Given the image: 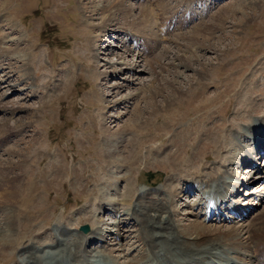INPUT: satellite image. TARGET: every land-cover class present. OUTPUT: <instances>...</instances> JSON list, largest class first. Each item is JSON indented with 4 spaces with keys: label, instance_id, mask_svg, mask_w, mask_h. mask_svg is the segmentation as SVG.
Segmentation results:
<instances>
[{
    "label": "rangeland",
    "instance_id": "1",
    "mask_svg": "<svg viewBox=\"0 0 264 264\" xmlns=\"http://www.w3.org/2000/svg\"><path fill=\"white\" fill-rule=\"evenodd\" d=\"M191 1H126L130 22L135 19V24L124 23L123 13L113 26V21L103 22L106 14L98 9L102 0H5L6 5L0 0V48L7 40L21 35L24 38L18 47L8 44L16 56L0 55V95L5 93L3 83L7 77L14 86L6 98H0V198H18V204L11 202L16 208L15 222L18 221L14 233L26 238L23 242L28 243L61 222H71L73 233L84 224L104 231L113 229L117 218L108 213L99 216L97 203L107 194L106 198L119 199L117 217L127 219L125 208L130 207V201L126 207L122 199H130V182L137 189L157 188L168 179L175 185L181 179L211 172L238 173L235 166L224 161L228 152L221 138L232 139L248 118L264 114V0ZM188 5L193 12L187 11ZM171 18L180 20L183 26L175 24L168 29ZM113 27L120 29L110 35ZM130 28L139 35L149 29L157 44L160 42L159 48L146 58L156 73L161 54L168 61L172 52L187 58L197 52L211 70L209 76L199 81L196 74L170 106L153 116L144 113L145 101L149 100L146 88L164 85V81L154 80L141 61L132 76L109 73V65H116L118 56L125 51L120 43L121 31L125 34ZM129 47L133 48L131 44ZM134 54H125L126 62L135 63ZM191 64L197 67L196 62ZM26 67H32L29 80L25 79ZM167 69L171 70V66ZM183 74L194 73L183 70ZM125 79L129 81L123 83ZM176 79L181 85L182 79ZM118 83L123 84L121 89H117ZM171 90L167 87L163 94ZM130 94L134 103H115ZM250 97L251 106L245 112L241 102ZM156 98L162 100L161 96ZM138 104L146 118L143 125L123 127ZM4 126H8L5 134ZM107 129L112 139L123 138L110 156L104 144ZM258 138L263 139V135L258 134ZM242 140L243 147L250 143ZM257 159L264 167V156ZM249 170L246 165L240 169L242 174H237L241 182H248V188H241L240 198L230 200L232 205L249 203L252 209L257 208L255 214L241 223L207 225L209 235L227 226L246 227L264 217V205L249 196L264 192V180L256 184L264 176V169L254 175ZM221 190L224 192V187ZM134 194L133 199L137 196ZM198 200L195 192L186 203ZM175 205L174 210L183 215L192 212L178 199ZM228 207L230 204L223 208L225 214ZM182 219L187 225L195 220L178 218ZM260 222L255 224L264 225V221ZM131 237L124 242H128L127 248Z\"/></svg>",
    "mask_w": 264,
    "mask_h": 264
},
{
    "label": "bare ground",
    "instance_id": "2",
    "mask_svg": "<svg viewBox=\"0 0 264 264\" xmlns=\"http://www.w3.org/2000/svg\"><path fill=\"white\" fill-rule=\"evenodd\" d=\"M126 1L129 2L130 0H102L98 9L103 14H106L103 22L110 23L113 21V26H116L118 24V16L124 13V23L129 26L130 23L135 24V19L130 22L131 15L127 13L129 8L126 5ZM3 3L6 5L5 0H3ZM188 8L189 10L187 11H194L192 6L188 5ZM178 21L175 18H171V24L167 28L170 29L175 24H178L179 28L182 27L183 22L179 23ZM118 29L120 28H111L110 35H114ZM147 30L149 31V29H146L143 34L139 31L141 35L137 34V31L133 28L127 30L125 34L121 31L123 38L120 43L125 51L118 56L116 65H109V73L132 76L137 71L138 63L140 61L141 63L145 62V72H148L151 76L154 75V80L160 78L164 81V85L159 84L158 87L150 85L146 88V98L148 97L149 100L145 101L146 104L143 103L146 105L143 109H145L144 113L146 112L153 116L163 109L164 106H170L174 97L181 96L186 91L185 89L188 88L186 84L190 79L196 78V74L199 75V78H196L197 80H204L207 75L209 76L211 70L206 68L207 66L202 61L201 55L197 52L188 58L184 55L181 56L178 52H172L168 56V61L165 60L167 56L164 53L161 54V60L158 63L160 69L156 73L155 67L152 66L151 62H146V58H149L148 55L155 51L160 42L157 44V39L153 38L150 31L148 32ZM152 32L154 33V30ZM23 39L21 35L18 39L7 40L4 44L5 46L2 45L3 47L0 48V55L2 57H10L12 55V47L8 48V44L14 43L13 45L18 47ZM130 44L134 50L129 47ZM204 45L205 43L203 42V47H205ZM128 52L137 54H134L135 57L137 56L135 63L126 62L125 54ZM193 62L197 63V67H193L191 64ZM167 66H171V70H168ZM179 67L182 71H179ZM29 68L26 69L28 73L26 80L32 77V74L29 73L32 67L31 69ZM183 70L191 71L194 74L184 75ZM176 78L182 79L181 85H179V81ZM128 81L129 79H125L123 83ZM3 84L6 85V88L5 93L0 95L1 101L8 95V90H14L9 77L4 80ZM122 86L123 84L118 83L117 89H121ZM167 87H171L172 92L164 95L163 93ZM114 95L115 92H113ZM157 96H161L162 100L159 101L156 98ZM133 99V95L130 94V96L123 97L122 100L115 103L127 106L134 101ZM251 101L252 98L250 97L241 102L243 111L249 109ZM132 114L123 127L130 125L135 128L143 125V119L145 120L146 118L142 117L143 113L139 104ZM246 114H249V112ZM109 117L112 118L113 116ZM5 128H8V126L3 127V134L8 132ZM105 133L107 136L104 135L106 137L104 144L106 145V152L110 156L118 150L123 138L112 139L111 131L108 129L105 130ZM235 133V135L231 136L232 139L227 138L228 136L221 138V144L227 147L228 152L224 160L225 163L229 164V166H235L238 169V175L242 174L240 169L246 165H248L249 173L252 175L254 173L260 174L264 167H261L257 158L264 155V114L254 119L253 117L248 118L244 128L237 130ZM258 134L263 135V139L258 138ZM241 139H243V143H246V140H250V143L248 142L249 144L247 143L243 147L240 142ZM252 147L253 149H251ZM243 162L244 164L242 165ZM220 173L215 172L214 174L211 172V174L209 173L199 178L181 179L175 185L173 180L168 179L166 184L156 186L157 188L143 186L137 189L130 182V192H128L130 196H127L130 199H122L124 206H129L130 201V207H124L127 219H118L117 217L119 216L117 214L119 213V204L121 202H119L118 198V200L116 198H106L109 196L107 194L105 198H101L98 201V207L97 205L95 206L99 216L108 213L113 216V219L114 217L117 218L113 222V229L104 231V228L96 227L92 228L90 234L83 235L78 230H76V233L72 232L71 222H61L53 228H46L48 230L38 233L33 237L34 239L27 240L28 243L23 242L26 241V238L22 235L20 236V233L17 236L14 233L18 221L16 220L15 222L16 208L11 202L16 201L18 204V198H0V203L3 204L0 207V214L2 213L0 216V264H264V225L260 226V220L264 221L263 216L260 217V220H256L253 224L249 223L250 225L246 227L244 225L239 227L227 226V229L220 230L215 235H209L206 232L210 228L207 225H211L214 222L222 225L226 222L241 223L254 215L257 210V208L252 209L253 207L249 203L244 206L238 202L236 205H232L230 198H240L239 192L241 188H248V182L246 180L241 182L237 174L228 170ZM225 176L228 178L225 179ZM249 178L252 179L253 177ZM259 178L256 184L264 180V176ZM228 179L231 181L227 182ZM178 184H181V186ZM223 187L224 192L221 190ZM135 192H137V196L133 199L131 197ZM195 192L199 194L198 202L187 204V200ZM259 193H250L249 196H254L262 206L264 205V192L260 191ZM136 194H134V197ZM177 199L185 202L184 208L188 206L189 211L192 210V212L183 215V212L174 210ZM229 204L231 207L225 210L228 211V214L222 215V209ZM181 216L187 221L192 217L195 220L193 219L187 225L183 223V219V221L178 220ZM118 223L125 227L123 226L122 228L119 225L114 227ZM106 232H109L111 236L107 237ZM43 235L44 237L38 240ZM129 236L132 237L129 241L130 246L128 245L129 247L127 248L128 242L126 245L124 242L128 241ZM133 237L134 240L132 239ZM111 244H113L112 248L109 247Z\"/></svg>",
    "mask_w": 264,
    "mask_h": 264
},
{
    "label": "water",
    "instance_id": "3",
    "mask_svg": "<svg viewBox=\"0 0 264 264\" xmlns=\"http://www.w3.org/2000/svg\"><path fill=\"white\" fill-rule=\"evenodd\" d=\"M80 230H81L82 232H84V233H88V232L90 231V228H89L88 225H86V226H82V227L80 228Z\"/></svg>",
    "mask_w": 264,
    "mask_h": 264
}]
</instances>
